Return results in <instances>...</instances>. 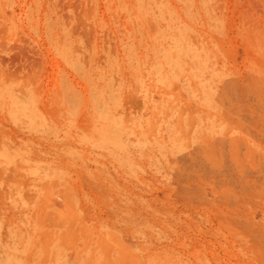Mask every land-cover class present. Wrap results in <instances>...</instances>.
<instances>
[{
	"label": "rangeland",
	"instance_id": "374dc122",
	"mask_svg": "<svg viewBox=\"0 0 264 264\" xmlns=\"http://www.w3.org/2000/svg\"><path fill=\"white\" fill-rule=\"evenodd\" d=\"M0 264H264V0H0Z\"/></svg>",
	"mask_w": 264,
	"mask_h": 264
}]
</instances>
